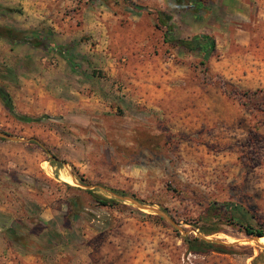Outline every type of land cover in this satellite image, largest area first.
Listing matches in <instances>:
<instances>
[{
    "label": "rangeland",
    "instance_id": "1",
    "mask_svg": "<svg viewBox=\"0 0 264 264\" xmlns=\"http://www.w3.org/2000/svg\"><path fill=\"white\" fill-rule=\"evenodd\" d=\"M12 9L0 25L61 51L0 39V86L19 113L49 115L24 122L0 101V212L62 243L0 232V264H252L264 237L211 205L264 230V0H68L57 27ZM156 10L169 39L205 33L214 51L165 42ZM185 235L228 252H189Z\"/></svg>",
    "mask_w": 264,
    "mask_h": 264
},
{
    "label": "trees",
    "instance_id": "2",
    "mask_svg": "<svg viewBox=\"0 0 264 264\" xmlns=\"http://www.w3.org/2000/svg\"><path fill=\"white\" fill-rule=\"evenodd\" d=\"M180 4L183 0H175ZM185 1V0H184ZM206 0H186L189 4L202 6ZM13 11L11 7L0 4V17L5 16L6 13ZM158 26L164 31V41L169 42L174 46L185 47L189 51H197L203 54H209L215 49V40L211 35L205 33H197L189 38L169 39L172 34V27L169 24L171 17L161 10H156ZM40 31H28L13 25H0V39L7 41L10 44L26 43L35 48H52L58 51L61 49L54 43H48V37L44 34L39 35ZM0 101L8 112L14 117L24 122L39 121L43 118H48L49 115L32 116L24 113H19L12 101L10 93L2 86H0ZM45 152L47 150L43 149ZM54 158V157H53ZM119 192V191H115ZM93 194V193H92ZM94 200L101 205L109 204V199L92 195ZM213 214L221 217L225 215L228 221L241 226L247 235H257L264 237V230L254 228L250 223V216L244 207L237 203H213L211 205ZM0 232H6L13 239L25 241L34 244L40 250H51L58 247L62 243V238L58 230L50 223L43 222L40 219L31 221L29 223L18 222L9 215L0 212ZM186 244L187 251L193 253H203L207 251H215L226 253L228 252L224 245L218 244L210 239L201 238L199 236L183 237ZM252 264H264V251H260L252 259Z\"/></svg>",
    "mask_w": 264,
    "mask_h": 264
},
{
    "label": "crops",
    "instance_id": "3",
    "mask_svg": "<svg viewBox=\"0 0 264 264\" xmlns=\"http://www.w3.org/2000/svg\"><path fill=\"white\" fill-rule=\"evenodd\" d=\"M0 1H4V2L7 1L8 4H11L10 7L12 6V8L13 7L20 8V10L24 12L23 16L25 17V20L27 21L29 20L30 23L36 22L37 20L41 19L57 27L60 18L63 16V11L65 9L68 0H0ZM93 18L94 20L96 19L95 20L96 23L92 24L94 27L91 32L95 34L94 30H98L101 23L96 13H94ZM67 20H68V16L63 17L62 21H67Z\"/></svg>",
    "mask_w": 264,
    "mask_h": 264
},
{
    "label": "water",
    "instance_id": "4",
    "mask_svg": "<svg viewBox=\"0 0 264 264\" xmlns=\"http://www.w3.org/2000/svg\"><path fill=\"white\" fill-rule=\"evenodd\" d=\"M0 136H6V137H7V134L0 132ZM13 139H17V138H13ZM131 201H134V200H131ZM134 202H135V201H134ZM135 203H136V202H135ZM137 204H138V203H137ZM257 237H262V236H257ZM260 246H261V247H264V243H261Z\"/></svg>",
    "mask_w": 264,
    "mask_h": 264
}]
</instances>
